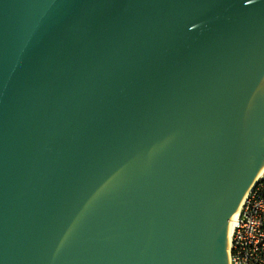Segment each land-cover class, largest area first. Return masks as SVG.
I'll return each mask as SVG.
<instances>
[{"label": "water", "instance_id": "water-1", "mask_svg": "<svg viewBox=\"0 0 264 264\" xmlns=\"http://www.w3.org/2000/svg\"><path fill=\"white\" fill-rule=\"evenodd\" d=\"M264 169V0H0V264H229Z\"/></svg>", "mask_w": 264, "mask_h": 264}, {"label": "built area", "instance_id": "built-area-1", "mask_svg": "<svg viewBox=\"0 0 264 264\" xmlns=\"http://www.w3.org/2000/svg\"><path fill=\"white\" fill-rule=\"evenodd\" d=\"M227 251L229 264H264V169L233 222Z\"/></svg>", "mask_w": 264, "mask_h": 264}, {"label": "bare ground", "instance_id": "bare-ground-1", "mask_svg": "<svg viewBox=\"0 0 264 264\" xmlns=\"http://www.w3.org/2000/svg\"><path fill=\"white\" fill-rule=\"evenodd\" d=\"M257 177H258V176H257ZM256 179H257V178H256ZM249 190H250V189H249ZM249 190L246 192V194H245V196L243 197V199H242V201H241V203H240V205H239V207H238L236 213L233 215V217L230 219V221H229V223H228V225H227V246H228V241H229V238H230V234H231V230H232L233 222H234V220L237 218L238 213H239V211H240V208H241V206H242V203H243V201H244L246 195L248 194Z\"/></svg>", "mask_w": 264, "mask_h": 264}]
</instances>
